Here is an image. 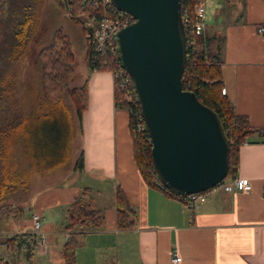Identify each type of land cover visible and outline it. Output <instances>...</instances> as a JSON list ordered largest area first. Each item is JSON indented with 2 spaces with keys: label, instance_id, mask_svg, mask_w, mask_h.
<instances>
[{
  "label": "crops",
  "instance_id": "1",
  "mask_svg": "<svg viewBox=\"0 0 264 264\" xmlns=\"http://www.w3.org/2000/svg\"><path fill=\"white\" fill-rule=\"evenodd\" d=\"M206 1L205 12L207 5L214 9L211 18L204 13L203 33L220 55L225 94L258 129L240 145L235 171V176L249 179L250 189L212 192L192 210L161 187L147 184L133 157L129 112L115 105L112 73L88 70L82 59L87 105L76 129L78 149L67 174L70 181L39 191L28 216L15 222L28 229L0 230L1 240L32 232L34 212L46 233L45 245L36 244L34 237V253H47L48 264H64L61 247L69 231L85 232L75 250L76 264H171L173 248L181 257L179 264H264V30H258L264 26V0H222L216 5ZM84 187H89L103 223L96 229H67L68 204ZM117 187L135 210L131 228L116 225ZM60 214L64 226L53 229ZM1 246L28 261L24 246ZM10 259L9 264H16L18 256Z\"/></svg>",
  "mask_w": 264,
  "mask_h": 264
},
{
  "label": "trees",
  "instance_id": "2",
  "mask_svg": "<svg viewBox=\"0 0 264 264\" xmlns=\"http://www.w3.org/2000/svg\"><path fill=\"white\" fill-rule=\"evenodd\" d=\"M64 1V0H63ZM90 0H71L70 7L75 14L95 15L97 18L114 14L115 8L110 0H98L94 5ZM198 0H181V13L185 22L186 59L181 75L183 88L195 92L197 98L215 111L229 144L228 173L235 176L238 163L239 147L247 141V137L257 131L249 125L246 115L235 110L233 102L224 93L221 75V58L217 52L210 48L211 37L204 33H191L186 27V20L193 15L194 5ZM35 0H0V78L2 64L9 58L11 49L24 36L33 24ZM71 9V8H70ZM9 25L10 29L5 27ZM83 34V31H82ZM84 36V34H83ZM85 40V37H84ZM193 40V44L188 41ZM40 63V78L43 98L36 103L27 114L14 120L13 134L9 135L8 149L0 151V220L17 219L24 211V205L6 202L13 192L20 187H26L30 175L34 171H47L61 167L69 160V142L72 138L74 124L80 125L81 112L87 105L86 83L67 88L71 106L61 96L67 81L74 72L73 62L75 53L71 42L61 27L55 28L50 40L37 50ZM106 56L93 50L85 40L83 61L92 70H108ZM185 74V75H184ZM130 92L136 105L139 101L131 85ZM3 86L0 82V91ZM0 96V114L1 110ZM115 105L126 109L131 102L124 97L122 90L114 87ZM132 138V152L135 163L145 180L154 187H160L153 180L155 170L151 159V141L146 128L136 131L130 128ZM16 138H12L15 137ZM1 147V143H0ZM11 147L18 148L19 160L8 161L2 155ZM79 166L82 164L78 158ZM171 194L166 187H161ZM89 187L81 192L68 204L66 228L82 225L89 229H96L103 223V215L94 199L89 195ZM172 195V194H171ZM116 225L120 229L131 228L135 224L136 214L123 191L117 187L115 190ZM85 232L69 231L61 247L64 264H76L75 250L81 243ZM35 235L30 233H16L6 235L0 244L19 249L26 248V257L32 264L34 254ZM0 264H9L0 256Z\"/></svg>",
  "mask_w": 264,
  "mask_h": 264
},
{
  "label": "water",
  "instance_id": "3",
  "mask_svg": "<svg viewBox=\"0 0 264 264\" xmlns=\"http://www.w3.org/2000/svg\"><path fill=\"white\" fill-rule=\"evenodd\" d=\"M134 21L116 39L151 141L161 183L173 193L204 190L228 173L229 144L219 117L183 88L186 36L181 0H110Z\"/></svg>",
  "mask_w": 264,
  "mask_h": 264
},
{
  "label": "rangeland",
  "instance_id": "4",
  "mask_svg": "<svg viewBox=\"0 0 264 264\" xmlns=\"http://www.w3.org/2000/svg\"><path fill=\"white\" fill-rule=\"evenodd\" d=\"M67 1L68 0H35L34 5L36 7L34 10V20L32 21L33 24L27 28L29 30L24 36L18 37L20 41L12 47L9 58L2 64L0 82L3 86V90L0 91V96L2 99L1 109L3 110H1L2 113L0 114V151L9 148L4 145L7 143L9 135L13 134L11 126L14 125V120L25 113L27 114L36 106V103L43 98L40 63L36 53L40 46L46 44L50 40L51 33L55 28L61 27L62 31L70 40L75 53L73 75L61 91L63 100L71 106L67 88L79 86L84 83L86 72L81 66L85 51V40L81 29V16H84V14H75L71 11L75 15V17H72L68 11L70 8L72 10V6L68 7ZM213 2L214 5H216L221 3L222 0H213ZM206 3L207 1L204 2V4ZM212 9H214V6H206V17L211 16ZM5 28L10 29L9 25ZM77 126L75 122L72 140L69 142L70 157L68 162L61 167L49 169L47 171L32 172L27 186L17 188L13 194L6 199L7 203L13 202L14 204L24 205V211L17 219L26 218L28 216L32 201L36 198L39 191L49 186L62 185L70 181L71 177L67 176V174L74 165V152L78 149L79 136L76 132ZM12 138H16V136ZM2 156L8 161L19 160L20 158L18 148L16 147H11L9 151L6 150ZM56 214H58V212ZM59 217V221L57 224L55 222L53 229L63 228L65 218L61 219V214ZM16 221V219L14 220L12 218L0 220V230H13L15 227H17V230L28 229L27 226L18 228V223H15ZM41 224L43 227V220H41ZM62 240L63 234L60 233V243H62ZM17 253L16 251H10L5 246L0 247L1 256L11 260L10 256L14 254L15 257L18 256L16 264H28L23 254L18 255ZM47 257V253H34L32 264H48Z\"/></svg>",
  "mask_w": 264,
  "mask_h": 264
},
{
  "label": "built area",
  "instance_id": "5",
  "mask_svg": "<svg viewBox=\"0 0 264 264\" xmlns=\"http://www.w3.org/2000/svg\"><path fill=\"white\" fill-rule=\"evenodd\" d=\"M97 1L98 0H90L89 2L95 5ZM204 2L205 0H198L194 5L193 15L186 20V27L191 33H203L205 13ZM67 6L70 7L69 0L67 1ZM68 11L72 17H75V15L71 12V9ZM81 18V29L87 44L96 52L102 53L106 56L105 61L107 62L108 70L113 75L114 87L122 90L125 99L131 102L130 108L127 109L129 112L130 128L135 129L136 131H142L146 128L145 122L140 107H138L136 102L132 99L130 88L131 85H133V80L121 63L118 42L116 39L118 30L121 27L132 23L134 21V17L126 11L115 8L114 14L111 16L97 18L95 15L90 14L81 16ZM183 23L185 28V22L183 21ZM258 30L262 32L264 30V26H260ZM188 43L191 45L194 41L189 40ZM93 69L96 70L95 67ZM225 92V87H222L221 93L224 94ZM153 180L160 187H164L156 172ZM250 187L251 185L247 177H230L226 175L223 179L204 190L186 194H177L171 192L170 190L168 191L173 196L178 197L187 208L194 210L199 207L212 192H229L234 189L249 190ZM30 218L32 223V233L37 237L36 244L45 245L46 233L43 230L40 216L37 213L32 212ZM180 258L181 257L177 249L173 248L171 250V264H179Z\"/></svg>",
  "mask_w": 264,
  "mask_h": 264
}]
</instances>
